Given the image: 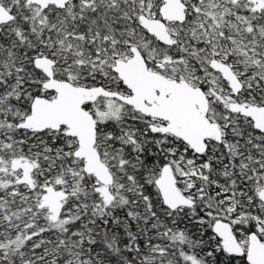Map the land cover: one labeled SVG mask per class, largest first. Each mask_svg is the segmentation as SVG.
I'll use <instances>...</instances> for the list:
<instances>
[{
  "label": "snow or ice",
  "instance_id": "snow-or-ice-1",
  "mask_svg": "<svg viewBox=\"0 0 264 264\" xmlns=\"http://www.w3.org/2000/svg\"><path fill=\"white\" fill-rule=\"evenodd\" d=\"M0 264H264V0H0Z\"/></svg>",
  "mask_w": 264,
  "mask_h": 264
}]
</instances>
